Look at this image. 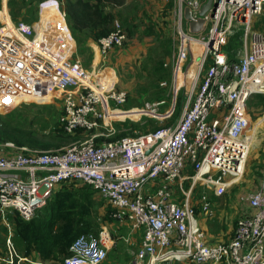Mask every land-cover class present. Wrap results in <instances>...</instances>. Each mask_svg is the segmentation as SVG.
Listing matches in <instances>:
<instances>
[{"label":"built area","instance_id":"obj_1","mask_svg":"<svg viewBox=\"0 0 264 264\" xmlns=\"http://www.w3.org/2000/svg\"><path fill=\"white\" fill-rule=\"evenodd\" d=\"M52 1L73 43L64 0ZM205 1L178 0L175 75H184V60L201 49L181 116L171 126L116 139H108L116 133L114 122L157 116L165 101L133 107L140 111L134 117L107 114V108L128 110L122 108L127 94L115 88V81L104 88V72L85 70L74 52L73 60L60 57V41L54 46L34 25L2 13L0 108L49 99L61 92L59 124L67 132H89L56 150L10 141L0 145V217L8 231V214L17 211L29 220L59 185L74 181L89 185L105 200L111 207L110 217L128 225L127 238L141 232L135 264H264V175L256 189L239 194L249 210L238 219L229 241L208 244L196 207L189 202L197 183L219 197L243 174L255 137L245 102L252 94H264V34L251 26L253 18L264 16V0H218L213 14L203 16L201 32L190 33L184 8L188 6L192 16L198 17ZM236 26L242 28V47L229 58L222 46ZM208 33L214 36L211 45ZM125 38L115 19L113 29L96 42L100 57L106 59ZM181 86L174 84V92ZM189 166L192 173L183 175ZM185 179H189L188 188L183 185ZM199 210L208 218L214 215L207 200L201 201ZM5 243L9 256H16L10 233ZM114 243L104 226L97 234H80L63 264H101Z\"/></svg>","mask_w":264,"mask_h":264},{"label":"rangeland","instance_id":"obj_2","mask_svg":"<svg viewBox=\"0 0 264 264\" xmlns=\"http://www.w3.org/2000/svg\"><path fill=\"white\" fill-rule=\"evenodd\" d=\"M55 4L56 2L52 0H0V21L3 10L6 9L11 15L12 7L17 5L16 13L12 11L17 14V18L34 25L38 34L47 36L56 12L50 13V6L55 7ZM109 8L114 13V19L119 21L126 33V39L120 47L113 48L106 59H102L96 42L90 46L84 38L76 36V40L73 37V43L72 40H60L58 55L73 60L74 52L85 70L89 72L101 70L111 82L115 81V88L124 90L127 94L126 102L122 106L123 109H128L127 117L138 116L140 111L133 107L140 108L147 101H165L160 106L159 115H143L140 119L131 118L126 121V124L136 128L133 134L144 133L145 128L148 132H154L171 126L182 114L187 100L186 92L191 89L196 62L201 57L199 48L193 57L188 56L184 60V75H175L173 61L177 56L179 43L178 0H123L121 4L110 5ZM252 21L258 24L257 26L252 24V28L264 34V16H257ZM241 32L242 28L234 27L226 42L231 41L232 37L237 38ZM241 37L233 39L230 53H236L242 47ZM69 50L71 54H66ZM179 77H181L179 84L182 86L174 92V84L178 87L176 79L179 80ZM162 82L166 84L162 85ZM179 97L181 104L178 101ZM245 108L251 117L250 129L255 137L243 174L234 180L232 186L222 196H215L212 190L197 183L189 197L190 204L196 207V214L200 212L197 207H200L204 199L216 205V212L213 217H207L206 223L212 233L216 235L218 232L222 237L223 234L232 235L238 219L245 215L244 208L235 198L236 194L256 189L264 175V95H250L245 102ZM61 112L62 93L59 92L49 99L19 102L10 107L0 108V123L9 130H21L25 136L38 143L49 144L48 150H56L85 138L83 133L73 137L57 134L56 128L59 126ZM145 121H147L145 127L139 129L140 124ZM119 123L118 121L113 124L119 126ZM2 144L3 142H0V145ZM24 146L42 149L27 143ZM189 173L187 168L183 175ZM183 185L188 188L189 179L183 180ZM175 193L181 199L180 192ZM95 198L93 217L96 222L105 225L109 221V206L97 193ZM1 227L0 225V231L4 233ZM140 238L138 233L135 236L136 243L131 242L127 245L119 243L118 248L126 253L123 255L126 262L131 258L127 253L137 250Z\"/></svg>","mask_w":264,"mask_h":264},{"label":"trees","instance_id":"obj_3","mask_svg":"<svg viewBox=\"0 0 264 264\" xmlns=\"http://www.w3.org/2000/svg\"><path fill=\"white\" fill-rule=\"evenodd\" d=\"M122 2L123 0H64L63 9L66 15V23L74 39L76 40L77 36L84 38L87 43H94L100 37L108 34L113 29L115 20L114 13L109 6L119 5ZM14 7L18 6L12 7L11 19L18 21L20 19L17 18V14H14L16 13ZM252 24L258 25L254 22ZM241 36L242 32L238 37ZM237 38H230L231 41L222 46L229 58L235 56V52L230 53L229 50L232 47L231 42ZM178 101L181 104V97L178 98ZM126 123L120 122L119 126L116 125V134L108 139L132 135L136 128ZM146 123L147 121L141 123L139 129L145 127ZM146 130L148 129L145 128L144 133L141 134L148 133ZM56 131L58 135L63 137H73L81 133L86 137L89 133L82 129L67 132L60 124ZM7 141H12L18 146H24L27 143L31 146L41 147L42 150H47L50 147L49 144H41L36 140L29 139L21 130H9L0 123V142ZM187 168L192 173L191 167ZM95 193V190L87 184L74 181L64 182L52 192L46 205L38 209L29 220L23 219L17 211L8 214L7 219L13 232L11 240L16 250L24 257L36 252L41 261L58 260L63 263L64 257L69 254L71 243L78 235L97 234L101 228V224L96 222L93 217L96 207ZM197 208L199 210L200 207ZM110 212L111 207L109 206L108 220L112 221ZM6 233H8L7 229L4 228L3 234ZM3 239L4 237L2 241Z\"/></svg>","mask_w":264,"mask_h":264},{"label":"crops","instance_id":"obj_4","mask_svg":"<svg viewBox=\"0 0 264 264\" xmlns=\"http://www.w3.org/2000/svg\"><path fill=\"white\" fill-rule=\"evenodd\" d=\"M14 9H15V7H14ZM3 12L6 13L7 17L10 16L12 18V16L10 15V13L6 9L3 10ZM51 12H55V7L51 8V6H50V13ZM58 16L59 15L55 12V15L53 17L54 19L52 18L53 20H51L53 22H52L51 25H49L50 27L48 28L49 30L47 31L48 32L47 34L49 35V37L52 38V40L54 41L55 45L57 44V42L61 38V33L62 32L59 29L63 26L64 30L67 32V30H66V28H65V26L63 24V21H61V18L60 17L58 18ZM91 44L93 46V44H95V42L94 43H90L89 45L91 46ZM91 48H93V47H91ZM235 198L239 202V204L244 208L245 215H246L248 213L249 206L246 203H244V202L239 200V194H236ZM204 200L206 201V199H204ZM207 201H209L212 204V208H213L214 213H215L216 212V205L213 204L210 200H207ZM197 216H198V219H199V223H200L201 227L203 228V230L205 232V240H206V242L208 244H214V243H217V242L229 241L231 239V236H233V234L229 235V236L223 234V237H222V236L218 235V232L215 235V233H212L209 230V226L206 223V220L208 218L206 216H204V214L201 211L199 213H197ZM6 221L8 222V224L11 227V224L9 223V220L7 219V217H6ZM0 225L2 226L1 228L3 230H4V228L7 229L6 225L2 221L1 217H0ZM103 226L106 227L109 230L110 234L113 236V238L115 240V243L111 247V249L108 251L107 257L105 258V260L101 264H135L134 263V261H135V257H134V253L135 252H134V250H132V252L129 251V254L127 253V255H131V258H130L129 262H126L124 260V256H123V255H126L125 251L121 250L118 247H119V243H124L126 245L130 244L131 242L132 243H136L135 236L139 233L140 236H141L139 244H138V248H139V246L141 244V240H142V234L140 233V231L134 232L129 238H127L128 232H129V228H128L127 224L126 225L125 224L122 225V224H119L118 222H115V221L112 220V221H108L105 225L104 224L101 225V228ZM7 232L10 233L11 236H12L13 235L12 227H11L10 231H8V229H7ZM8 233H6V234H3V232L0 233L1 234V240H0V264H63V263L59 262L58 260L41 261V259H39V257H38L36 252L31 253V255H29L28 257H24L16 250L13 242H12V244L14 246V250L16 252V256L10 257L8 249L6 247V243H5V239H6V236H7ZM3 237H4V239L2 241ZM1 241H2V243H1ZM113 251H115V253ZM175 264H194V263H190V262H176Z\"/></svg>","mask_w":264,"mask_h":264},{"label":"water","instance_id":"obj_5","mask_svg":"<svg viewBox=\"0 0 264 264\" xmlns=\"http://www.w3.org/2000/svg\"><path fill=\"white\" fill-rule=\"evenodd\" d=\"M217 2L218 0H206L200 8L198 17L192 16L191 9L188 6L184 8L183 16H184V19L187 21V30L190 33L198 34L199 32H201V30L203 29L205 25V19L203 18V16L207 12H210L211 14H213L216 8ZM207 40H208L209 45H211L213 43L214 36L211 33H208ZM148 152L149 150H147L146 153Z\"/></svg>","mask_w":264,"mask_h":264},{"label":"bare ground","instance_id":"obj_6","mask_svg":"<svg viewBox=\"0 0 264 264\" xmlns=\"http://www.w3.org/2000/svg\"><path fill=\"white\" fill-rule=\"evenodd\" d=\"M59 30H61V38H60V40L62 41V40H70V39H68V32H66L65 30H64V27L62 26ZM48 37H49V35H47ZM50 38V42L52 43V45H54V46H56L57 44H58V42L60 41H58L57 42V44L55 45L54 44V41L52 40V38L51 37H49ZM180 78L181 77H179V80H177L176 79V85L177 86H179L180 84H179V82H180ZM104 82H103V86H104V88H108V87H110L111 86V84H112V82L108 79V77L106 76V74L104 75ZM106 112H107V114H115L116 115V117H119V118H125V117H127V112H126V110H120V109H117V110H113V112L110 110V109H106Z\"/></svg>","mask_w":264,"mask_h":264},{"label":"snow or ice","instance_id":"obj_7","mask_svg":"<svg viewBox=\"0 0 264 264\" xmlns=\"http://www.w3.org/2000/svg\"><path fill=\"white\" fill-rule=\"evenodd\" d=\"M5 102H8L7 100Z\"/></svg>","mask_w":264,"mask_h":264}]
</instances>
